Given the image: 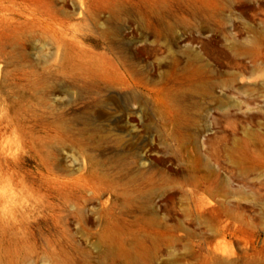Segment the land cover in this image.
Returning a JSON list of instances; mask_svg holds the SVG:
<instances>
[{"label":"rangeland","instance_id":"1","mask_svg":"<svg viewBox=\"0 0 264 264\" xmlns=\"http://www.w3.org/2000/svg\"><path fill=\"white\" fill-rule=\"evenodd\" d=\"M0 264H264V0H0Z\"/></svg>","mask_w":264,"mask_h":264},{"label":"bare ground","instance_id":"2","mask_svg":"<svg viewBox=\"0 0 264 264\" xmlns=\"http://www.w3.org/2000/svg\"><path fill=\"white\" fill-rule=\"evenodd\" d=\"M84 1V0H83ZM135 1V0H134ZM146 3V2H145ZM144 3V4H145ZM12 4V3H11ZM40 8H41V6H40ZM36 11V10H35ZM121 12H123V13H125V14H127V15H131V13H132V11H131V9L129 8V7H123L122 8V10H121ZM119 14V12L117 11L116 13H115V15L117 16ZM121 16V15H120ZM164 16V15H163ZM45 17V16H44ZM46 18V17H45ZM125 18V17H124ZM123 18V19H124ZM126 19V18H125ZM50 21V20H49ZM140 23V22H139ZM54 24V23H53ZM35 29V28H34ZM37 30V29H36ZM158 30V29H157ZM160 31V30H159ZM130 32H132V31H130ZM128 33V32H127ZM145 34V33H144ZM65 36V35H64ZM67 36V35H66ZM63 41V40H62ZM64 48V47H63ZM115 50V49H114ZM61 51V50H60ZM138 52H141V49L140 48H138ZM92 53H93V51H92ZM116 53V52H115ZM63 54V53H62ZM123 54V53H122ZM96 55V54H95ZM103 56V55H102ZM132 56H135V55H132ZM104 57V56H103ZM137 57V56H136ZM81 58V57H80ZM83 58V57H82ZM81 58V59H82ZM116 58V57H115ZM127 58V57H126ZM85 59V58H84ZM121 59V58H120ZM140 60V59H139ZM174 60V59H173ZM132 61H134V60H132ZM129 62V61H128ZM136 62V61H135ZM121 63V62H120ZM131 63H133V62H131ZM130 63V64H131ZM142 63H144V62H142ZM126 64V63H125ZM99 65V64H98ZM119 65V64H118ZM123 65V64H122ZM157 65V64H156ZM159 65V64H158ZM161 65V64H160ZM173 65V64H172ZM125 66V65H124ZM132 66V65H131ZM100 67V66H99ZM103 67V66H102ZM130 67V66H129ZM133 67V66H132ZM146 67V66H145ZM187 68V67H186ZM120 69V68H119ZM111 70V69H110ZM152 70H153V68H152ZM185 71V70H184ZM167 72H168V70H167ZM180 72V71H179ZM129 74V73H128ZM142 74V73H141ZM163 74H164V72H163ZM171 74V73H170ZM185 74V73H184ZM132 75V74H131ZM188 75V74H187ZM168 77V76H167ZM178 77V76H177ZM187 77H189V76H187ZM190 77H192L191 75H190ZM138 78V77H137ZM175 78V77H174ZM184 78V77H183ZM56 79V78H55ZM170 79V78H169ZM179 79V78H178ZM142 80V79H141ZM138 81V80H137ZM170 81V80H169ZM179 81H181L180 79H179ZM136 82V81H135ZM117 83V82H116ZM152 83V82H151ZM164 83V82H163ZM169 83V82H168ZM114 84V83H113ZM144 84V83H143ZM155 84V83H154ZM159 84V83H158ZM101 85V84H100ZM122 85V84H121ZM166 85V84H165ZM169 85V84H168ZM113 86V85H112ZM129 86H131V84L129 85ZM144 86V85H143ZM154 86V85H153ZM117 86H115L114 88H116ZM123 87H125V86H123ZM122 87V88H123ZM157 87V86H156ZM154 89V88H153ZM164 89V88H163ZM119 90V89H118ZM157 90V89H156ZM77 91V90H76ZM92 91V90H91ZM148 91V90H147ZM158 93V92H157ZM75 94V93H74ZM144 96V95H143ZM150 96V95H149ZM135 97V96H134ZM95 98H96V96H95ZM141 99V98H140ZM105 100V99H104ZM119 100V99H118ZM113 101V100H112ZM106 102V101H105ZM141 102V101H140ZM102 103H103V101H102ZM104 105V104H103ZM109 110V109H108ZM142 110H143V108H142ZM144 111V110H143ZM142 111V112H143ZM100 112H98V114H99ZM137 113V112H136ZM133 118V117H132ZM136 118V117H135ZM58 120H59V118H58ZM134 120V119H133ZM137 120V119H136ZM75 121V120H74ZM60 123V122H59ZM77 123V122H76ZM86 125H88L87 123H86ZM57 126V125H56ZM129 135V134H128ZM73 136V135H72ZM103 136V135H102ZM101 137V136H100ZM127 139V138H126ZM39 140V139H38ZM113 140V139H112ZM122 140V139H121ZM124 140V139H123ZM130 140V139H129ZM128 142V141H127ZM86 144H87V142H86ZM84 146H85V144H84ZM92 146V145H91ZM100 146V145H99ZM128 147V146H127ZM67 148V147H66ZM87 148V147H86ZM120 148V147H119ZM102 149V148H101ZM123 149V148H122ZM97 152V151H96ZM118 152V151H117ZM128 153V152H127ZM137 154V153H136ZM75 155V154H74ZM80 155V154H79ZM73 156V155H72ZM138 156V155H137ZM130 157V156H129ZM140 157V156H139ZM65 158V157H64ZM72 159V158H71ZM87 159V158H86ZM135 160V159H134ZM138 160V159H137ZM77 161V160H76ZM84 161V160H83ZM90 161V160H89ZM159 161V160H158ZM73 162V161H72ZM119 162V161H118ZM70 163H71V161H70ZM71 164H73V163H71ZM83 164L84 165H86L87 163H84L83 162ZM82 164V165H83ZM101 164V163H100ZM79 165V164H78ZM77 165V166H78ZM83 165V166H84ZM110 167H111V165H110ZM82 168V167H81ZM119 169V168H118ZM76 171V170H75ZM107 172V171H106ZM68 174V173H67ZM82 174V173H81ZM100 174V173H99ZM77 177H79V176H77ZM76 177V178H77ZM93 181V180H92ZM96 181V180H95ZM3 191V190H2ZM103 193V192H102ZM89 202V201H88ZM87 205V204H86ZM88 208V207H87ZM76 209V208H75ZM95 209V208H94ZM25 210V209H24ZM87 210V209H86ZM26 211V210H25ZM91 213V212H90ZM67 216V215H66ZM91 216V215H90ZM68 217V216H67ZM77 217V216H76ZM92 221V220H91ZM105 222V221H104ZM103 223V222H102ZM101 223V224H102ZM8 224V223H7ZM3 227V226H2ZM79 228H80V226H79ZM100 229V228H99ZM110 231V230H109ZM105 235V234H104ZM86 237V236H85ZM84 237V238H85ZM71 245V244H70ZM27 255V254H26ZM133 257V259H134V257L135 256H132ZM26 259V258H25ZM23 260V259H22Z\"/></svg>","mask_w":264,"mask_h":264}]
</instances>
